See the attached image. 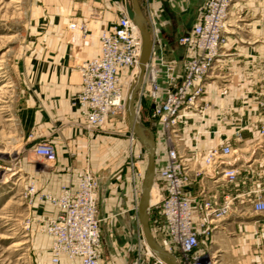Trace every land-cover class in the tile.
<instances>
[{
  "label": "crops",
  "instance_id": "obj_1",
  "mask_svg": "<svg viewBox=\"0 0 264 264\" xmlns=\"http://www.w3.org/2000/svg\"><path fill=\"white\" fill-rule=\"evenodd\" d=\"M140 1L152 32L155 61L158 63L161 56L174 62L177 72L184 74L188 58L178 40L198 22L204 0ZM240 1L232 5L229 21ZM34 3L35 26L41 31L35 33L29 49L15 62L18 92L14 121L21 128V145L27 146L23 159L28 185L34 184L39 194L59 195L64 186L77 191L81 172L89 166L99 180L100 263L138 264L143 240L138 216L142 180L130 168L129 160L132 150L138 152L140 144L131 143L124 118L109 119L104 131L88 130L77 105L82 82L76 62L100 54L99 34L113 29L125 7L122 0ZM252 11L248 27L258 35L236 36L234 26L227 24L226 53L207 85L206 115H189L178 126L179 143L190 168L188 191L197 202V219L201 217L198 202L202 193L216 200L219 193L220 201L224 196L234 199L232 214L218 225L211 241L201 240V248L211 246L219 252L218 264H264V213L253 211V196L248 198L251 209L240 207L243 197L264 188L259 174L264 166L259 158V152L264 150V108L260 106L264 102V35H259L264 28V0ZM74 23L85 24L88 34L72 30L70 25ZM143 107L146 119L147 101ZM155 134L159 161L165 156V144L158 128ZM220 141L234 150L226 165L238 173L233 181L214 183L209 175H197L201 161L195 160V154L208 152ZM39 142L53 146L57 155L54 163L45 165L34 154L33 148ZM33 204L35 220L58 213L38 197ZM154 210L151 227L157 229L161 216L157 208L151 212ZM47 239L52 257V238L48 234ZM58 264L71 263L62 256Z\"/></svg>",
  "mask_w": 264,
  "mask_h": 264
},
{
  "label": "built area",
  "instance_id": "obj_2",
  "mask_svg": "<svg viewBox=\"0 0 264 264\" xmlns=\"http://www.w3.org/2000/svg\"><path fill=\"white\" fill-rule=\"evenodd\" d=\"M237 1L204 0L198 22L178 40L188 58L184 74L177 72L174 62L161 56L157 63L153 50L135 101L139 120L145 117L143 102H148L146 120L153 126L155 138L158 128L164 139L165 156L162 160L158 161L156 151L155 186L159 190L160 200L151 205V209L157 208L161 216L159 227L155 229L160 240H156L177 257L179 264H218L219 259L215 254L201 248V240L210 242L218 225L233 212L232 197L224 196L219 202L202 193L198 202L201 217L197 219V202L188 191L191 185L190 168L181 150L178 126L189 115L197 114L201 118L206 115L209 107L207 85L219 59L226 53L227 24L231 7ZM70 28L83 35L88 34L87 26L83 23L71 24ZM98 39L100 54L76 62L82 82L77 105L86 128L91 131H104L109 119L124 118L126 89L122 81L124 78L130 80L141 50L140 33L125 8L113 29L102 31ZM260 106L264 108V102ZM261 124L264 138V119ZM130 140L132 144L140 143L132 133ZM33 152L45 165L57 159L53 146L45 142L37 143ZM142 154L132 150L129 160L130 168L141 180L144 175L140 163ZM233 154L234 150L223 141L208 152L196 153L195 160L201 161L197 175H209L214 183L235 180L237 169L226 165V160ZM98 189L99 180L88 166L81 172L77 191L64 186L59 195L39 194L34 184L26 190L24 196L30 202L38 197L58 210L55 216L38 219L43 231L52 238L53 263L58 264L65 256L71 264H101ZM263 193L255 194L252 203L255 213H264ZM146 255L149 259L152 257L148 250Z\"/></svg>",
  "mask_w": 264,
  "mask_h": 264
},
{
  "label": "rangeland",
  "instance_id": "obj_3",
  "mask_svg": "<svg viewBox=\"0 0 264 264\" xmlns=\"http://www.w3.org/2000/svg\"><path fill=\"white\" fill-rule=\"evenodd\" d=\"M260 2L262 0L240 1L239 9L235 8L229 21L234 26V35L248 37L258 35L249 31L248 23L252 19L254 6ZM242 4L247 5L243 8ZM34 9V0H0V264H56L50 257L47 234L41 228L38 219L35 220L34 204L24 196L31 185H28L23 159L27 146L21 145V128L14 121L18 92L15 62L20 54L29 49L31 45L29 41L35 33L41 31L40 27L35 26ZM259 35H264V28ZM122 82L126 89L128 79L124 78ZM140 121H144L145 125L154 130L145 117L142 116ZM117 132L119 133L116 135H119L120 131ZM139 146L138 152L144 153L140 159L141 171H145L146 153L143 146L141 144ZM259 153L261 155L259 158L264 163V150ZM259 174L261 187H264V166L260 168ZM254 191L250 196L242 198L240 202L242 210L251 209L248 198L255 197L256 190ZM261 192H264V188ZM216 196L220 202L219 193ZM155 215V210L150 211V224L151 220L155 221ZM152 231L155 238L160 240L154 227ZM142 241L138 251L139 258L137 256L138 264H161L153 257L147 258V248ZM208 248L219 258L216 249H212L211 246Z\"/></svg>",
  "mask_w": 264,
  "mask_h": 264
},
{
  "label": "water",
  "instance_id": "obj_4",
  "mask_svg": "<svg viewBox=\"0 0 264 264\" xmlns=\"http://www.w3.org/2000/svg\"><path fill=\"white\" fill-rule=\"evenodd\" d=\"M129 19L137 27L141 36V50L138 63L133 70L127 84L124 96V120L128 129L136 136L146 153V167L141 183V194L138 203V216L144 244L151 254L161 264H179L177 257L163 248L156 240L151 224V191L155 185L156 177V151L157 143L152 130L138 119L135 101L141 89L147 66L152 58L154 41L140 0H122Z\"/></svg>",
  "mask_w": 264,
  "mask_h": 264
},
{
  "label": "bare ground",
  "instance_id": "obj_5",
  "mask_svg": "<svg viewBox=\"0 0 264 264\" xmlns=\"http://www.w3.org/2000/svg\"><path fill=\"white\" fill-rule=\"evenodd\" d=\"M160 200V193L159 190L157 188V186H153L152 191H151V205L156 204L158 201Z\"/></svg>",
  "mask_w": 264,
  "mask_h": 264
}]
</instances>
